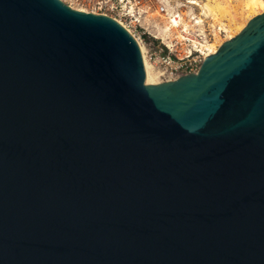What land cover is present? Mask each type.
Masks as SVG:
<instances>
[{"label": "water", "instance_id": "obj_1", "mask_svg": "<svg viewBox=\"0 0 264 264\" xmlns=\"http://www.w3.org/2000/svg\"><path fill=\"white\" fill-rule=\"evenodd\" d=\"M0 264H264V10L150 82L115 18L0 0Z\"/></svg>", "mask_w": 264, "mask_h": 264}, {"label": "built area", "instance_id": "obj_2", "mask_svg": "<svg viewBox=\"0 0 264 264\" xmlns=\"http://www.w3.org/2000/svg\"><path fill=\"white\" fill-rule=\"evenodd\" d=\"M122 1L112 4L115 14L111 17L133 35L139 47L140 43L145 46L144 52L140 49L142 58L154 68L156 81L195 72L201 61L213 53L211 44L215 38L220 40L217 47L228 39L226 30L213 23L211 18H204L201 22L186 21L183 11L170 6L168 0L158 1L154 8L170 21V28L163 36L149 24L152 10L148 1ZM147 34L151 35V40H147Z\"/></svg>", "mask_w": 264, "mask_h": 264}, {"label": "bare ground", "instance_id": "obj_3", "mask_svg": "<svg viewBox=\"0 0 264 264\" xmlns=\"http://www.w3.org/2000/svg\"><path fill=\"white\" fill-rule=\"evenodd\" d=\"M190 2L195 4L197 3L200 6L201 12L199 16L190 15V19L186 18L184 14L186 21L193 19L196 20V22H201L203 21V17H210L213 20V23L217 22L219 25L221 24L220 26L226 30V38H231L237 34L250 18L264 10V0H206L204 3H200L198 0H190ZM157 15L158 17H163V22H161L162 24L159 27L160 30L156 25L155 29L159 34L164 36L170 28V21L158 12ZM224 20H226V22H224ZM156 24L158 25V23ZM219 42L220 40L216 38L212 42V52H215ZM140 49L144 52L145 46L141 43ZM144 64L147 69L150 82H156V73L154 68L145 59Z\"/></svg>", "mask_w": 264, "mask_h": 264}, {"label": "rangeland", "instance_id": "obj_4", "mask_svg": "<svg viewBox=\"0 0 264 264\" xmlns=\"http://www.w3.org/2000/svg\"><path fill=\"white\" fill-rule=\"evenodd\" d=\"M62 1L72 6L73 8H78L84 11H91L95 13H105L109 16H113L115 14V10L112 9L111 7L112 4H119L124 2L122 0H62ZM145 1H148L151 4L152 17L151 20L149 21V24H152L153 27L158 26L159 28L160 25L162 24L161 22H163V17L161 16L158 17L157 12L154 11V8L157 2L160 0H145ZM168 1H169L168 4L170 6L181 9L183 11V14H185L186 18L188 19H190V15H197V16L200 15L201 9L197 3L196 4L191 3L190 0H168ZM198 1L200 3H204L206 0H198ZM204 18L209 19L210 17H203V19ZM224 22H226V20H224ZM156 23H158V25ZM151 39H152L151 35L147 34V40H151Z\"/></svg>", "mask_w": 264, "mask_h": 264}]
</instances>
